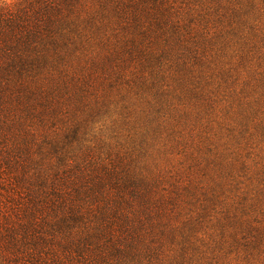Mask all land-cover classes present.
Listing matches in <instances>:
<instances>
[{
  "label": "trees",
  "instance_id": "16d2710c",
  "mask_svg": "<svg viewBox=\"0 0 264 264\" xmlns=\"http://www.w3.org/2000/svg\"><path fill=\"white\" fill-rule=\"evenodd\" d=\"M166 1L0 3V264H264L257 203L264 190L246 182L253 159L241 147L245 130H208V49L183 19L194 8L178 18ZM92 30H102L104 46L85 72H69L68 55ZM114 92L126 110L131 95L143 103L148 126H135L134 135H175L169 147L197 165L201 179L149 167L121 143L79 152L80 126L89 123L80 116H92L87 109ZM255 94L263 107L264 94ZM55 117L73 123L60 138ZM193 145L207 154L196 155ZM255 162L254 180L264 184V164ZM188 199L199 206L195 215L186 214Z\"/></svg>",
  "mask_w": 264,
  "mask_h": 264
},
{
  "label": "rangeland",
  "instance_id": "374dc122",
  "mask_svg": "<svg viewBox=\"0 0 264 264\" xmlns=\"http://www.w3.org/2000/svg\"><path fill=\"white\" fill-rule=\"evenodd\" d=\"M13 1L15 0H0V3ZM180 1L167 0L166 3L180 12L178 18H182L181 16L185 15L186 11L194 8L188 11L183 19H191L189 26L197 28L194 41L198 44L204 43L208 49L206 61L202 65L203 72L208 73V76L210 74L208 78V100L210 96L214 99L210 108L208 104V130L212 127L214 130H220L222 135L225 127L230 125L236 135H240L245 130L243 132L245 142H242L244 145L242 144L241 147L243 152L249 155V160L253 159L250 172L247 175L249 179L246 182H250L253 189L264 190V184L254 180V173L257 169L255 161L264 164V105L260 108L259 105L254 104L255 90L260 94H264L261 86L264 83V0H256L247 9L241 7L246 0H243L240 4L234 0H185L188 2L187 4L180 3ZM236 9L240 11L239 16L231 15L232 11ZM174 14L175 17L176 12ZM113 19L110 16L107 20L113 23L116 22ZM113 25L114 32L121 33L119 26ZM87 30L84 31L85 34H87ZM88 33H90L89 39L85 41L82 38L76 46L79 47L68 55L69 66L67 68L71 73L79 74L80 70L85 72L84 64L90 63L94 57V52L99 51L100 46H104L105 41L102 30L98 32L92 30ZM110 41H114L113 36L110 37ZM211 64H218V66ZM88 69H90V66ZM221 71L226 79H221L218 76ZM130 98L132 103L131 106L127 107L129 110H126L119 102L117 92H114L111 97H106L103 104L99 103L98 108L87 109H93L91 111L92 116L86 115V113L80 116V118L87 116L86 120L89 123L86 127H83V124H81L82 127L80 126L79 133H82L83 138L78 143L79 152L86 147L92 148L95 152V148L104 150L108 145L116 146L121 143L125 147L130 146V148H133L134 155L140 157L139 160L144 161L148 166L150 165L149 167L156 168L161 172L162 170L168 171L171 168L181 170L178 176L181 179L192 172V177L195 180L201 179V176L197 173L201 169L197 165L192 168L186 156L177 153V148L172 149L169 147L170 144H177L175 135L162 133L159 138L150 137L149 135L148 140L141 141L140 138L134 135L135 126L144 128L143 126H148V122L143 119L145 116L139 110V105L143 103L134 101L135 96L131 95ZM240 117L241 121L238 124ZM51 121V128L58 130L59 138L69 124L71 125L67 127V131L73 126L71 120L67 121L55 117ZM243 122L246 124L247 129L240 126ZM198 142L201 141L194 142V144ZM179 144L181 143L179 142ZM193 146L192 150L195 151L196 155L207 154L201 147ZM93 156L95 157V154ZM207 182L209 185V177ZM182 193L186 194L184 191ZM234 193L230 192L226 195L231 198ZM262 197H264V194ZM222 200L223 195L221 194L219 200L214 204L215 210L222 207ZM188 201L191 203H188L186 214L192 211L195 215L199 210V206L193 202V199H188ZM257 203L264 210V199L259 198ZM213 214L214 211L208 208L203 221L207 227L208 218ZM209 230L208 227L206 230L207 235ZM207 235L205 234L204 239H207ZM234 256V254H231L228 260L235 262ZM240 264H243L242 260Z\"/></svg>",
  "mask_w": 264,
  "mask_h": 264
}]
</instances>
